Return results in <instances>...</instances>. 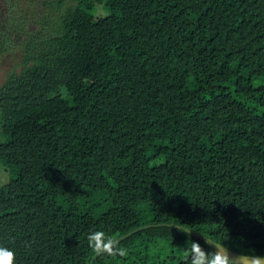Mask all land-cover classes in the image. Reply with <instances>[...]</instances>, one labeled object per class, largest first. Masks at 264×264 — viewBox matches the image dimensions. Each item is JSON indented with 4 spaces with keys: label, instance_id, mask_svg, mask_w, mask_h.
I'll list each match as a JSON object with an SVG mask.
<instances>
[{
    "label": "trees",
    "instance_id": "obj_1",
    "mask_svg": "<svg viewBox=\"0 0 264 264\" xmlns=\"http://www.w3.org/2000/svg\"><path fill=\"white\" fill-rule=\"evenodd\" d=\"M36 2L0 0L14 264H90L91 234L145 225L94 264H191L193 231L264 256V0Z\"/></svg>",
    "mask_w": 264,
    "mask_h": 264
},
{
    "label": "clouds",
    "instance_id": "obj_2",
    "mask_svg": "<svg viewBox=\"0 0 264 264\" xmlns=\"http://www.w3.org/2000/svg\"><path fill=\"white\" fill-rule=\"evenodd\" d=\"M98 240V234H91L89 236V244L93 248V251L100 253L101 245L95 243ZM208 241L204 238V245H207ZM204 245L199 242H194L189 250V254L192 257L191 264H264V256L250 257V256H238L232 257L229 255L227 249L223 246L216 247L215 251L211 254L204 250ZM104 249L108 254H115L113 249L104 245ZM15 254L13 251L0 247V264H14Z\"/></svg>",
    "mask_w": 264,
    "mask_h": 264
},
{
    "label": "rangeland",
    "instance_id": "obj_3",
    "mask_svg": "<svg viewBox=\"0 0 264 264\" xmlns=\"http://www.w3.org/2000/svg\"><path fill=\"white\" fill-rule=\"evenodd\" d=\"M37 0H35L36 2ZM40 1V2H39ZM51 0H38V2H36V7L34 8L35 10V18H37V20L41 19V17L44 15L45 17H47L45 14H47L48 16L50 14H53L52 10H49L51 7ZM40 9H43V11H41ZM44 13V14H43ZM106 13V10H104V8H102V6L99 7V11L98 14L99 15H104ZM48 18V17H47ZM14 59L16 61H18V59L16 57H10L8 56L7 59L5 60V62H3L0 65V82L4 79L5 75L7 74V71L9 70V68L12 67V63L14 62ZM10 168L5 165L4 163L0 162V186L4 185L5 183L9 182L10 178H11V173H10Z\"/></svg>",
    "mask_w": 264,
    "mask_h": 264
},
{
    "label": "water",
    "instance_id": "obj_4",
    "mask_svg": "<svg viewBox=\"0 0 264 264\" xmlns=\"http://www.w3.org/2000/svg\"><path fill=\"white\" fill-rule=\"evenodd\" d=\"M146 226H148V225L134 228L133 230H131V231H129V232H127V233L121 235L120 237H118L117 239L113 240L112 242H110V243L107 244V245L111 247V246H113L114 244H116V243H118L119 241H121L122 239H124V238H126L127 236H129L130 234H132V233H134L135 231H137V230H139V229H141V228H143V227H146ZM193 232H194L195 234L199 235V236H202V237L206 238L209 242L213 243V244L215 245V247L223 246V248L227 249L229 255H231L232 257H238V256H240V255H242V256H250V257H258V256H254V255H246V254H242V253H240V252L234 251L233 249H231V248L225 246L224 244H222V243H220V242H216V241H214L213 239L207 237V236L204 235V234H201V233H199V232H197V231H193ZM105 251H106V250H105L104 247H103V248H101V252H100V253H97V252H96V253L94 254V256L92 257L90 264H94V261L96 260V258H97L100 254L104 253ZM245 263H247V262H245Z\"/></svg>",
    "mask_w": 264,
    "mask_h": 264
}]
</instances>
